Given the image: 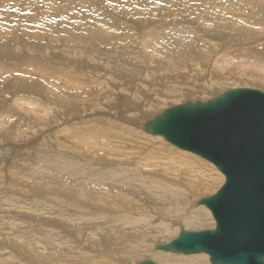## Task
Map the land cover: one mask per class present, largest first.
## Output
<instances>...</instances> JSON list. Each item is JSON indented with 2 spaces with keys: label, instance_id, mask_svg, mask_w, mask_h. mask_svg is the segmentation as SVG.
Wrapping results in <instances>:
<instances>
[{
  "label": "bare ground",
  "instance_id": "1",
  "mask_svg": "<svg viewBox=\"0 0 264 264\" xmlns=\"http://www.w3.org/2000/svg\"><path fill=\"white\" fill-rule=\"evenodd\" d=\"M55 1L54 3L50 2V4L54 5L50 6V8L54 10L53 18L58 16L57 20L51 21V26L50 24L45 25L43 29L47 27L46 30L43 31L41 29L42 34L35 39L36 42L33 44L36 49L41 48L42 40L45 41L50 35L51 39L49 40H57L61 35L60 33L66 30L67 36L64 39L72 43L70 44L72 51L82 50L81 47H85L89 41L97 49L108 46L113 48L115 45L116 48H119L116 49L117 51L114 49L115 51L109 52L108 55H106L107 51L103 50V54L100 52L102 56H99V59L102 60V63H105V58H108L107 62L115 63L118 68L126 69L135 74L141 69V65L137 64V59L140 57L144 60V65H147L145 66L147 67L146 70L153 72L154 78L146 77L149 74L146 72V74L141 75L137 79L132 76L117 75L118 78L126 80L125 83H122V85H125V87L123 86V91L127 89L131 91L133 95L131 100L123 98L114 101L117 95L110 98L111 93L108 90H96L94 86L99 85L96 81H93L94 83L89 86L91 89L87 94L88 96L90 94V96L86 98V93L81 94V87L75 86V84L81 85L87 79L84 77L83 79L80 76H72L65 70L64 72L62 71V74H65L64 77L68 78L64 82L68 86L64 89L65 85H62L54 97L44 95L49 92L41 85L36 87L41 89L39 97L43 95L46 100H52L50 103L60 107L54 110V113L63 123L66 124L67 120L76 117L73 115L79 114L77 116L79 118L77 120L78 124H74V127L72 126L69 132H78L79 130L83 134L81 138L89 135V138L86 139H89L90 141L88 142L91 143H89V146L86 143L88 147H84L86 145L83 146L84 148L80 146L82 151L78 150V154L75 155L66 150H61L70 149L68 146H71L67 141H62L57 146L60 148L58 152L61 151L59 156L45 151L48 147L41 145V153L38 152L41 158L29 163V167H31L29 174H32L30 178L37 181L41 180L39 184L46 185L44 176L50 177L49 188L53 192L35 189V192L43 194V198L41 199L42 196L40 197L39 195H33L30 193L32 192L33 182L26 177L25 180L32 186L28 185L30 189L24 187L28 190V193L25 194H32V200H30L31 197L27 198L25 195H19L23 198L21 200L27 202L24 209L20 206L22 207L21 212H23L24 210L30 211L32 207L30 204L34 201L42 203V208L35 207V209L40 212L44 210L46 214L53 216L52 218L54 219H49L51 228H49L48 224L41 226L38 223H33L28 216H23L22 218V216L14 213L13 216L10 212V215H6L10 210L6 209V206L4 207L0 200V214L5 216L4 220L0 219V237L7 240L6 243L2 241L0 244V264H139L140 261L144 260H138L139 256L141 258L147 256V258L155 259L156 264H199L197 261L206 259V254L203 255L204 257L190 255L178 258L177 253V255L171 256L168 254L169 252L155 249V244L159 241H163L164 244L170 243L173 240L172 237L179 233L176 231L178 228L176 225L183 224L185 229H194L191 231L203 230L200 227L214 225L213 217L208 220V216H212L211 213L206 210L205 206L206 209L202 208L203 205L198 204V200L201 197L200 195L206 190L210 191L212 189L213 191L216 189V185L221 180L219 173L217 174L218 178L211 181L213 184L209 182L201 183L198 177H190L192 174L191 169L204 173L202 168L199 169L202 166L200 158L194 156L192 152L189 153V151L175 150L170 144L164 143L162 141L163 138L161 139L158 135L151 136L138 129L141 128V125L144 129L145 123L157 115L156 112L158 114L161 113L163 111L161 109L167 107L168 102L175 103L178 101L176 97H186L193 93V91H188L187 88L192 87L188 84L190 83V76L193 79L203 80L208 73L206 78L208 81H203L202 86L206 85L208 89H217L218 87L219 92H223L226 86L227 88H240L246 85L248 86L247 88L257 86L264 89V37L260 36L264 35V29H261L262 31L256 28L251 29L252 25H260L264 28V0H246L241 2L240 5L244 12L234 20L224 15H212L203 10L195 12L194 16V9L199 7L201 0H179L174 5L180 6V10L174 13L162 12L161 10L166 2V0H163V3L155 2L149 5L150 8L151 6L154 8L153 4L157 6L159 18L156 20H154L152 11L148 9L146 12L134 9L135 11L128 13L125 17H129V21L133 22L131 27L126 26L129 23H123L125 22L122 19L124 18V12L115 10L112 13L106 10V7L104 10L98 5H102V2L98 4L90 2L94 10L99 14L95 16L90 13L72 15V17L74 16L80 21L78 28L75 25V21H70V19L74 18L69 16L68 13L82 6L80 0H72V6H69L71 5L69 4V2H72L71 0H68L66 5L62 3L63 1L59 0L60 4H56L57 1ZM135 1L138 6L139 0ZM143 1L146 2L145 0ZM150 1L147 2L150 3ZM85 2L86 0L82 1V3ZM80 8L79 10H84L82 7ZM153 8L151 9L153 10ZM63 18L67 21L62 20ZM149 18L153 19L147 21ZM191 18H194L197 27L190 22ZM205 21H208L210 26H204ZM65 22L69 23L70 28L62 27ZM152 22H158L159 24L155 26ZM48 27L52 28L49 32L47 31ZM137 27H141L140 30L142 32H138ZM125 32L126 37L120 35ZM140 34L142 36L145 34L146 37H142L140 40ZM147 37L150 38L149 41L151 42L154 39V44L156 43L154 47V44L147 46ZM5 38L7 39V36ZM257 42L263 45V50L260 52L259 50L251 51L249 48H255L256 46L254 47V45ZM123 47L124 51L122 50ZM147 48L151 49L150 53H148ZM128 50L130 52H125ZM235 53H242V56L251 57L257 62L251 64L239 61L234 65L225 56H233ZM259 53L263 58L260 57ZM135 54H139L136 59ZM40 65L37 67L40 72H46L48 67L43 64ZM179 69L184 72H179ZM34 73L39 75L36 71ZM29 76H32V74ZM52 76L51 74H42V78L48 82H50L49 78ZM179 76L182 77L179 78ZM92 77L94 76L92 75ZM134 81H138V83H133ZM209 81L210 84L207 85L206 83ZM100 82L102 83V81ZM25 83L26 81H18L17 88L22 92H35L36 82ZM52 84L55 85L53 81ZM197 90V92H201L199 89ZM201 90L204 93V87ZM78 102H83V110L80 112L74 113L68 111L69 109L64 110L65 107L77 106ZM8 104L4 106L8 115L12 117L13 115L9 112H19L24 117L22 118L24 119L23 121L28 120V122L23 123L20 118L13 124H9L6 121L5 124L0 125V131L4 129V135L12 134V137L23 140L30 130L32 132L36 131L39 121H34L35 117L31 113L28 117H25V113L18 111L17 108H20L18 104L15 111L12 112L11 109L9 110L6 107ZM93 108H96L95 111L103 110V112L98 114L92 111ZM61 114L65 115L62 116ZM20 115L18 116L20 117ZM1 122H4V120L0 119ZM23 128L24 130H22ZM88 130H91V132H88ZM67 134L65 135L67 136ZM65 135L61 134V136ZM96 137H99V139ZM41 139H45L42 133ZM94 140L100 142L96 144V147L94 145L97 142H92ZM75 141L73 148L77 149L82 139ZM127 142L132 143V145ZM27 144H30V142H27ZM49 148L52 149L51 147ZM88 149H90V152ZM66 153L73 155L68 156ZM98 153L104 155L100 156ZM107 156L112 157V159L110 161L108 159L105 160ZM201 160L205 163L207 162L206 159L204 161V158ZM45 168L47 169L44 170ZM50 170L55 171L54 176L47 173ZM170 183L178 185L173 188ZM35 187L37 188V186ZM181 187L186 189L183 190ZM24 192L27 191L24 190ZM183 193L187 194L186 198H184L185 195L182 196ZM12 194L16 196L18 193L13 192ZM15 196H10V198L18 197ZM180 196H182L181 199L184 198L182 201H180ZM202 197L204 196L202 195ZM157 200L164 205L158 206ZM43 201L45 202L43 203ZM166 204H172V206L168 207ZM201 208L202 210H200ZM159 215L163 217L162 220L156 218ZM204 216L205 218H203ZM14 220L20 221L18 223L17 221L14 222ZM42 221L44 220L42 219ZM197 221H202V223ZM51 224H54V227ZM92 224L93 226H91ZM24 226L26 228H34V231L31 232V237L25 236L26 231H20V228ZM90 227L92 228L90 229ZM56 229H58L59 234ZM2 230H8L9 233H1ZM26 230L28 231V229ZM22 237L25 242L20 245L23 240ZM57 238V245H54L55 242L52 243L53 241L51 240ZM36 240H40L41 243H43V240L45 242L51 241L54 252L51 251L50 253L56 254V256L52 255L50 257V254H47L48 256L45 254L47 256L45 257L43 251L46 247L43 248L41 243L35 242ZM48 249H51V247Z\"/></svg>",
  "mask_w": 264,
  "mask_h": 264
},
{
  "label": "rangeland",
  "instance_id": "2",
  "mask_svg": "<svg viewBox=\"0 0 264 264\" xmlns=\"http://www.w3.org/2000/svg\"><path fill=\"white\" fill-rule=\"evenodd\" d=\"M56 1H55L56 4H60L59 0H56ZM60 1H63L62 3H65V5L68 3V0H65V1L64 0H60ZM82 1H84V0H80V3L82 4V6H79L78 8L81 9L80 7H82L84 10H79V9L76 8V9H74L76 12L74 10L73 11L71 10L68 13L69 16L72 17V15H76V14L79 15V14H83V13L84 14H89L90 13V14H93L94 16L98 15L99 13L94 10V8L92 7L91 3L92 2H96L98 4V3L102 2L103 3L102 5L101 4H98V5L101 8H103L104 10H105V7H106L107 8L106 10H108V11H110L112 13H114L113 11H115V10L124 12L125 13L124 14V18H122V19H123V21L125 20V22H123V23H126V22L129 23V24L126 25L128 27H131L132 23H133V22L129 21L130 20V19H128L129 17H125L128 13H131L132 11H135L134 9H136L137 11H142V12H146L147 9H148V10L152 11V14L154 15L153 16L154 20H156V19L159 18L158 13H157V6L155 4H153L154 8L151 6V8H153V10H152L149 5H151V3H155V2L156 3H163L162 2L163 0H161V1L151 0L152 2L150 0H145L146 2H144L143 0H139V4L137 6V3H136L135 0H122V1L121 0H107V1L106 0H101V1L100 0H90V1L86 0L85 3H82ZM147 1H150V3H148ZM176 1H179V0H166V2L164 4L165 6H164V8H162L161 11L162 12L174 13V12L180 10L181 9L180 6L174 5ZM245 1L246 0H244V1L243 0H201V4H199V7L194 9V16H195V12H198L199 10H203V11L209 12L212 15H215V14L224 15V16H227L229 19L234 20V19H236V17L238 15H240V14H242L244 12L242 7H241V5H240V3L241 2H245ZM50 2L54 3V0H0V37H2V38H0L1 39L0 42L2 41L0 43L1 44L0 45V73L2 75V77L0 78V88H1L0 89L1 90L0 96L2 97V98L0 97V112H1L0 119L4 120V122H1L0 125L5 124L6 121L9 122V124H13V122H16V120L18 121L19 118L20 119L24 118V117H22L20 115L19 112L18 113L17 112L16 113L13 112V111H15V108H16L17 104H18V106L20 108H22V109L17 108L18 111H20L22 113H25V115H26L25 117H28V115L31 113V115H33L35 117L34 121H39V123L37 124V127H36V131L32 132V130H30V132H28V135L26 136V138H24L23 140H21L20 138L12 137V134L11 135H8V134L4 135L3 134L4 133V129L2 131H0V133H1L0 134V200L2 201V204H4V207L6 206V209L10 210V211L7 212L6 215H10V213H12L13 216H14V214H18L19 216H22V218H23V216H25V217L28 216L33 223H38L41 226H46L48 224L49 228H51L49 221L51 219H54V218H52L53 216H50L49 214H46V212L44 210H41V212H42L41 213L40 211H37L35 209V207L42 208V203H39L38 201L37 202L34 201L33 203L30 204L32 206L30 208V211L29 210H27V211L24 210L23 212H21L22 207L24 209V207H26L25 204L27 202L21 200L23 198H21V196H19V195H25V197H27V198L31 197L30 200H32V194L35 195V196L39 195L40 197L43 195V194H40L38 192H35L36 191L35 189H41V191L42 190H46L47 192H49V191L53 192V190H51V188H49V186H50V177L44 176V182L46 183V185L39 184V182H41V180L37 181L35 179L30 178L32 174H29V171H30V168H31V167H29L30 166L29 163H32L36 159L41 158L39 153H41L40 149H41L42 146H47L48 147V148H46L45 151H48L49 153H53L54 155L59 156V153H61V151L58 152L60 148H58L57 146H59L60 142H62V141L66 142L67 141L69 143V145H71L70 147L68 146V148H70V149H61V150H66L69 153H73V154L76 155V154H78V150L80 152L82 151V150H80L81 149L80 146L82 148L88 147L89 143H91V142H88L90 140L86 139V138H89L88 137L89 135L84 137V138H81V136H83V134L79 130H78V132L77 131L69 132L71 127L74 124H78L77 120L79 118H77V116L79 114L73 115V116H76V117H73V119L67 120L66 124L63 123L62 121H60L57 118V116H55V113H54V110H57L60 107L59 106H55V104L50 103V101H52V100L51 99H47L46 100V98H43V95L41 97H39V94H41V89L36 88V87L41 85L42 87L46 88L47 91L49 92V93L44 94V95H46V96L50 95V96L54 97V95L59 91V89H60V87L62 85H65L64 89H65L66 86H68V84L64 83L66 80H68V78H65L64 77L65 74H62V71L64 72V70H65L68 74H70L72 76H80L82 78L84 77L85 79H87L84 82H82L81 85H78V83L75 84V86L81 87V90H80V92H82L81 94H85L86 93V95H85L86 98L90 96V94H89V96L87 94V92L91 89L89 86L91 85V83H94L93 81H96L99 84L98 86H94L96 90H98V91L99 90H108L111 93V97L110 98H113L115 95H117L114 101H117V100H120V99H123V98H128L129 100H131L133 98V95H132L131 91L128 90V89L123 91L124 90L123 86L125 87V85L124 84L122 85V83H125L126 80L118 78L117 75L122 74L123 76H132V77L137 79V78H140L141 75L149 73L147 76L146 75L145 76L146 77H150V78H154L153 75H152L153 72H151V70H149V71L146 70L147 67H145V66H147V65H144L145 64L143 62L144 60L141 59L140 57H139V59H137V64L141 65V69H140V71H138L135 74L127 71L126 69L118 68L115 65V63H112L110 61L107 62L108 58H105L106 62L102 63L101 62L102 60L99 59V56L101 57L102 54L104 53V51H107L106 55H108V53L109 52H113L114 49L115 50L119 49V48H116L115 45L113 46V48L111 46H108V47L105 46L106 48H102V49L98 48L97 49L89 41V43H86L85 47L84 46L81 47L82 50H79L77 52L72 51V49H70L71 48L70 44H72V43L69 42L68 40L65 41V39H64L67 36L66 35V30H65V32L62 31L60 33L61 34L60 35L61 38L59 36L57 40L56 39H53L54 41L53 40L52 41L49 40V39H51V35L49 37H47L45 39V41L42 40L41 41V48H43V49H41V48L36 49V46L34 47L33 44L36 42L35 39L38 38L39 35L42 34L41 29H43L44 26L48 25V24H50V26H51L52 22L57 20L56 18L58 17V16L57 17L54 16V18H53L54 10L52 8H50V6H54V5L50 4ZM87 3H88V5H86ZM69 4H71V5H69ZM69 4H68L69 6H72L73 5V1L69 2ZM89 4H91V5H89ZM121 5H122V7H121ZM142 5H144V6H142ZM141 6L144 7L143 8L144 10L142 9ZM123 7H124V9H123ZM63 9L65 10V8H63ZM92 9H93V11H92ZM88 10H90V11H88ZM72 18H74V19H70V21H75V23H76L75 25L78 28V24L80 23V21L78 19H76L74 16ZM165 18H167V17H165ZM150 19H153V18H149L147 21H149ZM169 19H171V18H169ZM62 20L67 21L65 18H63ZM62 20H59V21H62ZM190 22L194 26H196L194 18H191ZM240 22H242V21H240ZM152 24H155V26H156L159 23L158 22H152ZM68 25H69V23L65 22L62 27L70 28V25L69 26ZM204 26H210L208 21L204 22ZM252 26L253 27H251V29L256 28L259 31H262L261 29H264L260 25H252ZM46 28L43 29V31L46 30ZM51 29H52L51 27H48L47 31L49 32V31H51ZM60 29H62V28H60ZM140 29H141V27H137V31L138 32H142V30H140ZM120 35L126 37V32L125 33H121ZM6 36H7V39L5 38ZM260 36L264 37V35H260ZM22 37H23V40H22ZM140 37L141 38H139V39L141 40L142 37H146V35L144 34L142 36L140 34ZM3 38H4V40H2ZM150 38H148V37L146 38V41H148L147 46L150 45V44H154V39L152 38L153 41L151 42V41H149ZM142 41H144V40H142ZM124 42H125V39H124ZM82 43H83V41H82ZM8 44H10V45H8ZM155 45H156V43L153 45V47ZM26 46H28V47H26ZM122 46H124V45H122ZM110 47H111V49H110ZM254 47L255 48L250 47L249 49L251 51H253V52L255 50L256 51L259 50V52L263 50V45L260 44L259 42H257V44L254 45ZM135 48H137V47H135ZM122 50L123 51L125 50L124 47L122 48ZM221 50H223V49H221ZM147 51H148V53H150L151 49L147 48ZM100 52L102 54H100ZM125 52H130V51L128 50V51H125ZM241 54L242 53H235L233 56H225V58L230 59L231 62L234 65L237 62H239V61L240 62L251 63V64L253 62H257V60L255 61L253 58L248 57V56H242ZM135 55H136L135 56V59H136L139 54L138 55L135 54ZM259 55H260L261 58L264 57V53H263V57L261 56L260 53H259ZM263 59H262V62H263ZM40 64L46 65L48 67L46 72H40L39 68H37V67L41 66ZM103 65H104V68H103ZM34 67H35V69H33ZM237 69H238V67H237ZM121 70H123V71H121ZM35 71L37 72V74H39L41 76L36 75L34 73ZM180 71L184 72L182 69L181 70L179 69V72ZM107 72H109V73H107ZM30 74H32V76H29ZM42 74L43 75H48V74L53 75L52 77L49 78L50 82H48L47 80L42 78ZM78 74H80V75H78ZM92 75L94 77L91 78ZM181 77L182 76H179V78H181ZM207 77H208V73L206 75V78ZM206 78H204L205 80L204 79L203 80L202 79L198 80L196 78L193 79L190 76L189 77V81H190L191 84L190 83H188V84L190 86H192V87H187V88H188V91H193V93L191 95L186 96V97H184V96H181V97H178V98L176 97V99L178 101H176L175 103L168 102L167 107H163L161 109V111L166 109V108H170L172 106L181 104V103L185 102L186 100H190V101H195V100L205 101V100H208V99H211V98L217 96L219 93H222V92H219L218 87H217V89H215V88L208 89V87H206V85L202 86L203 81L204 82L208 81V79H206ZM2 80L4 81L3 84H5V85L2 84V82H3ZM6 81H7V83H5ZM18 81H26V83H29V82L35 83L36 82L35 92L34 91L22 92L19 88H17L18 87V85H17ZM52 81H53V83L55 85L52 84ZM100 81H102V83ZM135 82L138 83V81H134L133 83H135ZM206 84L207 85L210 84V81L207 82ZM114 87H116V88H114ZM202 87H204V93H203V90H201ZM241 87H248V86L245 85V86H241ZM196 88L199 89V91H201V92H197L198 90ZM229 88L233 89L231 87L227 88V86H226L225 90H228ZM251 88H256V89H260V90L264 91V89H262L260 87H257V86L251 87ZM15 89H17V90H15ZM206 92H207V94H206ZM196 93H197V97H196ZM1 94H3L4 96L1 95ZM184 94H186V93H184ZM199 94H200V96H199ZM202 96H204V97L202 98ZM11 101H12V103H10ZM8 103H10V104H8ZM78 103L79 104L77 106L73 105V106H71L69 108L65 107L64 110H68L69 109L68 111L74 112V113L75 112H80L81 110H83L82 109L83 108V106H82L83 102H78ZM5 104H8L6 107L9 110L11 109V111L13 112V113L9 112L10 114L13 115L12 117H11V115H8V113L6 112V109H4ZM44 104H46V105H44ZM34 106H37V107H34ZM71 108H73V109L71 110ZM146 108H147V106H146ZM95 109L96 108H93L92 111H95ZM2 111H3V114H2ZM95 112L99 114V112H103V110L99 111V112L98 111H95ZM156 114H158V113L156 112ZM18 115H20V117ZM64 115H62V116H64ZM5 118H6V120H5ZM23 120L24 119H22V121ZM25 122H28V120L27 121H23V123H25ZM63 124L66 125V126H64ZM22 130H24V128ZM138 130L144 131L142 125H141V128L138 129ZM88 132H91V130H88ZM41 133H42V135L45 136V139H43V140L41 139ZM60 133L62 135H65L67 133L68 134H67V136L66 135L65 136H61ZM145 133H147V132H145ZM75 134H77L78 136L75 135ZM147 134H149V133H147ZM79 135H80V137H79ZM149 135H151V134H149ZM151 136H157V135H151ZM158 136L161 137V139L163 138L160 135H158ZM2 138H3V140H2ZM76 138H78L79 140L82 139V141L79 142V146H78L77 149L73 148V144H74V142H76L75 140L78 141V139H76ZM96 138L99 139V137H96ZM40 141H43V142H40ZM162 141L164 143L170 144L167 141H165L164 138L162 139ZM27 142H30V144H27ZM82 142H84V143H82ZM92 142H97V143H95L94 147L97 146L96 144L100 143V142L95 141V140L92 141ZM86 143L88 144V146H87ZM127 143L129 145H132V143H130V142H127ZM84 145H86V146H84ZM90 146H93V145H90ZM170 146L172 148L174 147L175 150L176 149L180 150V149H178L177 147H175V146H173L171 144H170ZM49 147H51L53 150L50 149ZM132 147H134V146H132ZM36 148H37V150H36ZM90 149H88V151ZM43 151H44V149H43ZM181 151H183V150H181ZM69 153H66V155H68V156H72L73 155V154H69ZM98 154L100 156L104 155V154H101V153H98ZM193 155L198 157V158H200V163L202 164V166H200L199 169L202 168L204 170V173H199L197 170L191 169L190 171H192V174H191L190 177H198V179L200 180L201 183L202 182H209V183L213 184L211 181L216 180L218 178L217 174L219 173V176H220L221 180H219L218 184L216 185V189H218L222 185V183L224 182V176L218 171V169L212 163H210L208 161L205 163V162H203L201 160L202 159L201 157H199V156H197L195 154H193ZM109 157L110 156H107L105 158V160L108 159L110 161L112 159V157H110V159H109ZM204 161H206V160L204 159ZM46 169L47 168H45L44 170H46ZM214 169H216V170H214ZM49 172H51V173H49ZM49 172H47V173L51 174L52 176L55 175V173H54L55 171H53V170L51 171L50 170ZM26 177L30 181L33 182V186L30 185L28 183V181L25 180ZM187 178H189V177H187ZM42 183H43V181H42ZM170 184L173 186V188L178 185V184H174V183L173 184L170 183ZM28 185L30 187L32 186L31 187V191L32 192H30L32 194H27L26 195L25 193H28L27 189H30V187H28ZM35 186H37V188ZM7 187H9V188H7ZM24 187L27 188V189H25ZM181 188L183 190L186 189V188H183V187H181ZM216 189L213 190V191H212V189H210V191H207V190L205 192L203 191L205 194L202 193L200 195L201 196L200 198H202V195L204 197L208 196V195H212L213 193H215L217 191ZM24 190H26L27 192H24ZM13 192H17L18 193V194H16V196L19 197V198L17 197L18 199L17 198H14V199L10 198V196H15V195L12 194ZM28 195H30V196H28ZM183 195H185L184 198H186L187 194L183 193L182 196ZM182 196H180V201H182L184 199V198L181 199ZM42 198H43V196L41 197V199ZM200 198H199V200H200ZM10 201H11V203H10ZM14 202H15V204H13ZM44 202L45 201H43V203ZM35 203H36V205H35ZM157 204H158V206L164 205V204H160L158 202V200H157ZM198 204H199V202H198ZM40 205H41V207H40ZM166 205L168 207L172 206V204H166ZM202 208H205L204 205H203ZM202 208L200 210H202ZM206 210L209 211L208 209H206ZM35 211L37 212V214H36ZM43 212H44V215H43ZM4 217L5 216H3V214H0V219L1 220H4ZM156 218L162 220L163 217H161L159 215V217H156ZM164 218H166V217H164ZM203 218H205V216ZM209 218H212V216H210V217L208 216V220H209ZM42 219L44 221H42ZM98 220H101V219H98ZM16 221L17 220H14V222H16ZM19 221H17V222L19 223ZM14 222H13V224H14ZM197 222L202 223V221H197ZM18 223H15V224H18ZM8 226H10V225H8ZM91 226H93V224ZM176 226L178 227L177 230H176L177 232H179V230L181 228L185 229L183 224L176 225ZM212 226H214V225H212ZM212 226H202L200 228L201 229H208V228H213ZM5 227H3V228H5ZM52 227H54V224L52 225ZM91 228L92 227H90V229ZM26 229H28V231ZM33 229H34L33 227H27L26 228V226H24V227L20 228V231L21 230H22V232L26 231L25 232V236L28 235L29 237H31V232L34 231ZM57 230L58 229H56V232L59 234V232ZM186 230L190 231V230H194V229H191V228L189 229L188 228ZM1 233H4V234L7 233L8 234L9 232H8V230H2ZM177 236L178 235H176V236H174L172 238L174 239ZM4 237H5V235H4ZM10 238L12 239L11 236H10ZM17 238H19V237H17ZM28 238H26V239H28ZM40 240H38V241L36 240L35 242L41 243L42 240H41V242H40ZM2 241H3V243H6L7 240H6V238L0 237V244L2 243ZM51 241H53L52 243L55 242L54 245H57L56 242H58V238L54 239V240H51ZM51 241H46L45 242V240H43V243H41V245H43L42 246L43 248L46 247V249H44V251H43V255L45 257L48 256L47 254H50V257L52 255L56 256V254L50 253L51 251L54 252L53 245H52V243H50ZM24 242L25 241H24V238H23V240L20 243V245L22 243H24ZM93 242H95V241H93ZM158 243L159 244H164L163 241H159ZM166 244H168V243H166ZM47 247L48 248L51 247V249H48ZM161 251L163 252V250H161ZM168 254H170L171 256L174 255V254L175 255L178 254L177 255L178 258H184L183 256H190V255H183V254H180V253L176 254V253H171V252H169ZM203 255H205V254L204 253H200V254H194L192 256H203ZM205 257H206V259H203V260H200V261H197V262H199V264H210L208 255H206ZM138 258H139L138 260L149 259V260L154 261L155 264H156V260L155 259L147 258V256H145L143 258H141L139 256ZM47 263H49V262H47Z\"/></svg>",
  "mask_w": 264,
  "mask_h": 264
},
{
  "label": "water",
  "instance_id": "3",
  "mask_svg": "<svg viewBox=\"0 0 264 264\" xmlns=\"http://www.w3.org/2000/svg\"><path fill=\"white\" fill-rule=\"evenodd\" d=\"M144 131L206 159L224 176L215 193L199 200L214 227L181 228L155 249L204 253L210 264H264V91L240 87L205 101L186 100L148 120Z\"/></svg>",
  "mask_w": 264,
  "mask_h": 264
}]
</instances>
